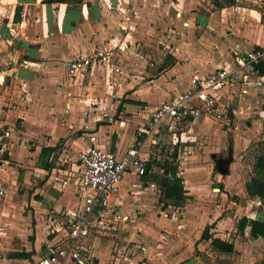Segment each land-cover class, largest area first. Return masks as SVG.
<instances>
[{
	"label": "crops",
	"instance_id": "1",
	"mask_svg": "<svg viewBox=\"0 0 264 264\" xmlns=\"http://www.w3.org/2000/svg\"><path fill=\"white\" fill-rule=\"evenodd\" d=\"M127 8L130 22L123 20ZM171 21L176 33L161 35L175 36L173 47L167 52L154 49L148 29L156 23L173 33ZM117 40L127 46L121 73L108 83L103 69L95 66L80 86L74 85L66 72L67 62L85 47L113 45ZM167 41L161 38L169 49ZM263 43L264 0H0V264H34L57 241L48 235L49 216L77 204L78 152L89 145L79 137L84 122L96 132L97 146L124 152L139 139V125L133 129L132 123L137 119L124 113L150 112L153 106L149 105L158 102L157 97L162 102L164 95L187 88L192 74H208L222 62L230 63L238 49ZM254 66L249 83L240 87L252 98L264 91V75ZM21 88L27 90L25 100H19ZM66 91L73 93L69 113L65 112ZM112 92L118 96L117 119L124 125L92 114L89 119L79 116L84 106ZM258 112L263 117L264 109ZM260 122L253 116L251 126L233 130L235 161L227 175L220 174V193L216 192L220 185L201 183L206 181L202 172L191 171L192 175L185 167L181 172L185 176L177 175L185 180L186 196L176 206L181 215L175 229L166 212L155 224L146 225L140 216L134 219L129 230L135 239L142 237V223L146 233L142 246L149 261L142 264H216L217 258L222 264H264V238L251 234L250 223L243 230L238 227L243 217L264 223V198L245 190L247 176H255L254 161L241 160L253 143L264 141ZM4 129L11 133L4 136ZM34 138L36 144H31L28 140ZM43 148L52 151L42 155ZM123 180L122 193L132 186L124 189ZM218 194L220 206L228 211L222 216V207L214 204ZM141 195L147 194L137 198ZM229 196L234 199L227 201ZM245 196L248 199L237 203ZM206 226L212 238L231 243L233 250L220 251L211 239H203ZM102 247L100 241L93 264H108L109 244L106 251Z\"/></svg>",
	"mask_w": 264,
	"mask_h": 264
},
{
	"label": "built area",
	"instance_id": "2",
	"mask_svg": "<svg viewBox=\"0 0 264 264\" xmlns=\"http://www.w3.org/2000/svg\"><path fill=\"white\" fill-rule=\"evenodd\" d=\"M123 20L130 22V9ZM127 46L117 40L116 44H94L79 50L73 59L66 64V72L74 85H81L86 72L99 66L104 71L106 82L110 83L113 75L121 73L122 61ZM264 61V43L251 49H238L231 62H222L214 71L205 74H192L187 88L175 90L154 107L146 120L136 128L139 139L135 144L126 148L110 150L95 144L98 137L92 130L89 122L82 124V133L79 137L88 141L89 145L78 152L81 166L75 179L77 204L66 211L52 213L49 216L48 235L57 241L45 248V252L35 264H93V251L110 229H125L129 231L130 224L140 216L139 207L135 204L137 195L157 194L154 192L156 184L150 183L145 188L141 185H132L126 192H121L120 183L126 175L134 174L141 177L155 168L154 163L159 156L152 150L147 158H143L144 150L152 136L159 134L164 128H172L176 124H192L201 118L212 120L220 117L221 94L223 90L236 83H249L248 76H253L254 64ZM246 68L250 70L246 71ZM27 90L21 88L20 99L25 100ZM67 97L65 112H70L73 93L66 91ZM118 100L115 92L102 99L90 103L79 112L82 119L92 114L109 123L124 121L117 119ZM91 115V116H92ZM119 115V114H118ZM264 116V115H263ZM9 129L4 131L8 136ZM181 156H177L172 163H178ZM175 161V162H174ZM175 163V164H176ZM149 164L146 173V166ZM178 175V173H177ZM134 201V202H132ZM166 238H164L165 240ZM115 240L109 242L108 264H139L144 259L145 247L140 245L132 253H121ZM246 264H252L247 262Z\"/></svg>",
	"mask_w": 264,
	"mask_h": 264
},
{
	"label": "rangeland",
	"instance_id": "3",
	"mask_svg": "<svg viewBox=\"0 0 264 264\" xmlns=\"http://www.w3.org/2000/svg\"><path fill=\"white\" fill-rule=\"evenodd\" d=\"M156 24V23H155ZM152 25V28H149V37L152 39V44L154 46V49L161 48L165 50L166 52L170 48L173 47V43L175 41V36H172L173 39H170V37H163L161 34H175L176 27L173 21L170 22V27L173 29L172 31L164 26H160V24ZM161 38L166 42H171L169 49L166 48V43H161ZM93 40V36L91 37ZM174 41V42H173ZM147 47L151 46L147 45ZM175 51V50H174ZM169 54V53H167ZM170 60V58H169ZM170 62V61H169ZM241 84L236 83L235 85H231L227 87L225 90H223L221 94V106L219 108V113L221 114L220 117H213L212 120L203 121L201 118L197 119L196 123L194 122L192 126L189 124H176L172 128H167V126L162 130L159 134L156 136H152L148 142V144L145 147L143 158H147V154L149 151L156 152L159 156V161H156L154 163L155 168L152 172L147 173L141 177H137L134 174H129L124 177L123 183L121 184L124 189L131 185H141L142 188H145L150 183L156 184V187L154 188V192L162 193L163 194V187L159 183L160 178L164 176L163 173V167L164 163L172 162L177 156H181L180 161L178 163H174L175 166H177V173L180 176H185V172L183 175H181V172L185 169H190L191 171H195L200 173L202 172L205 176L206 181L201 183H208V184H218L220 186H216L217 193L218 190H220L221 186L223 185L222 182L218 183V180L220 178V174L215 170L214 168V162L211 159V154L215 153L218 156L222 155L224 157L227 156L228 151L232 148V132L234 133L237 130L245 129L248 126H251V118L259 117L260 124H264V116L259 115V112L257 113V110L260 108L264 109V91L261 93L258 91L257 96L252 98L250 94L246 91L241 92ZM250 88H248L249 90ZM180 90V89H176ZM143 91L151 92V94H156V89H147L143 88ZM173 91V90H172ZM251 91V90H249ZM153 92V93H152ZM170 92V91H169ZM233 95V101L231 100V97ZM19 100L20 94H19ZM168 95H164L163 99L167 98ZM160 98H156L155 100L159 101ZM158 102L151 104L149 106L156 107L158 105ZM114 107L117 106L116 100L114 101ZM146 111V110H143ZM142 111V112H143ZM245 113H243V112ZM141 111L133 112V113H124L125 116H130L132 118H135L137 120L132 121L133 129H135L136 125H141V121L143 122L146 119V116L150 114L148 113H142ZM147 112V111H146ZM135 114V115H133ZM230 114L233 116L231 117ZM61 116V115H60ZM59 116V118H60ZM60 123V121L58 122ZM130 124V123H129ZM128 124V125H129ZM136 124V125H135ZM200 126V127H199ZM6 129H4L5 131ZM127 130V129H126ZM11 133V130H10ZM126 133V132H125ZM58 135L57 133H55ZM31 140H28L31 144L34 143L35 138ZM70 151V150H69ZM233 152V151H232ZM75 153V152H74ZM261 153L259 146L257 143H253L250 148L247 150L244 155V157H241V160H244L245 163L251 164V162L255 163V158ZM235 161V157L233 156V162ZM58 160H55L54 163L56 164ZM54 164V165H55ZM67 165V164H66ZM194 168V169H193ZM255 169V167H254ZM255 176H251L250 178L247 176V182H249V179L251 178H259L264 180V175L259 173L256 169V172L254 171ZM185 171V170H184ZM231 172V170H230ZM229 172V173H230ZM189 174V173H188ZM192 175H195L191 172ZM227 175V174H226ZM225 175H223L224 177ZM216 178V179H214ZM157 179V181H156ZM183 180V183H185V180ZM185 186V185H183ZM188 186V185H187ZM213 187V186H212ZM188 192V191H187ZM220 195L218 194V197L216 198L215 206H220ZM224 198V196H223ZM226 199V198H225ZM234 199L232 197H227V201ZM248 199L247 196L243 197L241 200L237 199V203H242ZM222 201V200H221ZM134 202V201H132ZM135 204L138 205L139 211H140V217L142 218V222L146 225L149 224H155L154 220H161L164 219L162 214L166 212L168 214L169 219L171 220V224L174 226L173 228H176L175 220L178 219L181 215V210L177 209V205H165L164 200L160 197H157V194H147L146 196H139L137 199H135ZM222 206H220L221 208ZM224 208L226 206L222 207L220 209L219 216L221 214L224 215L228 211H224ZM223 209V210H222ZM175 216V218H173ZM179 216V217H178ZM161 217V218H160ZM142 223V230L139 234H141L142 237L135 239L133 233L125 229H110L106 232V234L101 237V244L104 246L102 247L103 251H106V247L108 246L109 242L111 240H115L117 243L116 246L118 249H120L121 253H134L137 248L143 244L142 240H144L145 228ZM158 228V227H157ZM159 232H162V229L158 228ZM166 229V228H165ZM228 230V229H227ZM166 233V232H164ZM168 234H171L170 232ZM150 236V235H149ZM137 237V236H136ZM168 239V238H167ZM152 240L159 241L156 239V237H152ZM166 240V239H165ZM167 241V240H166ZM131 244L134 245V248L131 246ZM101 248V247H100ZM99 248V250H101ZM101 261H103L104 254H100ZM149 261V258L140 261L139 264H142V262ZM35 264V263H34ZM68 264V263H67ZM69 264H75L69 263ZM216 264H222V261L216 259Z\"/></svg>",
	"mask_w": 264,
	"mask_h": 264
},
{
	"label": "trees",
	"instance_id": "4",
	"mask_svg": "<svg viewBox=\"0 0 264 264\" xmlns=\"http://www.w3.org/2000/svg\"><path fill=\"white\" fill-rule=\"evenodd\" d=\"M45 1H53V0H45ZM60 2H66L68 0H54ZM81 1V0H79ZM255 70L258 71L260 75H264V61H260L255 64ZM259 149L261 153L256 156L254 167L255 169L264 175V141H259L258 143ZM52 151L51 148H43L42 155L45 153H50ZM45 166H47L45 164ZM164 176L159 180V183L163 187L162 199L164 200V204L168 205H181L185 199V190L183 186V180L181 177L177 176V166H175L172 162H165L163 167ZM157 181V179H156ZM246 193L250 196H259L264 198V180L259 178H251L249 182L245 183ZM247 223L251 225V234L254 236H261L264 238V223L257 220H248L246 217L241 218L239 222V229L243 230ZM210 226H206L202 238L203 239H211V244L216 247L218 250L223 252H231L233 250V245L229 242L223 241L219 238H212L208 234V229ZM17 255V254H16Z\"/></svg>",
	"mask_w": 264,
	"mask_h": 264
},
{
	"label": "water",
	"instance_id": "5",
	"mask_svg": "<svg viewBox=\"0 0 264 264\" xmlns=\"http://www.w3.org/2000/svg\"><path fill=\"white\" fill-rule=\"evenodd\" d=\"M230 116L232 117L233 115L230 114ZM210 157L214 162L215 170L219 174H227L228 173L229 164L233 161V154H232L231 149L228 151V155L226 157H219L215 153H212ZM148 168H149V164H147V166H146V173L148 171Z\"/></svg>",
	"mask_w": 264,
	"mask_h": 264
},
{
	"label": "flooded vegetation",
	"instance_id": "6",
	"mask_svg": "<svg viewBox=\"0 0 264 264\" xmlns=\"http://www.w3.org/2000/svg\"><path fill=\"white\" fill-rule=\"evenodd\" d=\"M228 155V154H227ZM219 157H224V156H222V155H219Z\"/></svg>",
	"mask_w": 264,
	"mask_h": 264
}]
</instances>
